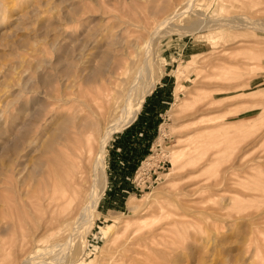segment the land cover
Instances as JSON below:
<instances>
[{"label": "rangeland", "instance_id": "obj_1", "mask_svg": "<svg viewBox=\"0 0 264 264\" xmlns=\"http://www.w3.org/2000/svg\"><path fill=\"white\" fill-rule=\"evenodd\" d=\"M165 8L167 13L179 9L180 25L200 17L242 15L244 20L235 22L239 27L233 23L195 34L164 32L170 25L165 24L148 52L154 62L143 79L150 92L136 118L115 131L105 147L100 175L105 188L85 234L65 246L70 232L60 229L81 208L69 186L59 193L74 203L63 201L53 210L47 199L38 198L41 178L28 179L19 190L28 195L18 199L7 187L0 198V264H20L28 257L32 264H131L135 258L141 259L134 264H264V0H0V168L9 118H19L21 133H32L36 146L48 140L51 120L42 129L33 118L38 111L52 118L54 98L41 78L52 72L57 54L84 65L92 46L107 48L108 36L125 45L138 41L141 49L130 46L132 69L117 89L126 96L150 34L157 31L156 16L164 18ZM99 59H93L94 66ZM70 87L64 93L71 101L62 102L54 118H92L86 101L95 108L102 104L94 102L99 86L71 82ZM78 137L66 150L58 145L68 150L69 160L74 156L71 162L86 146L85 133ZM51 153L36 151L33 157ZM83 165L89 189L96 173L91 164ZM144 233L150 239L139 248L133 244L138 252L128 253L129 258L137 254L132 261L116 250L125 240L133 247ZM53 254L72 261H55Z\"/></svg>", "mask_w": 264, "mask_h": 264}, {"label": "bare ground", "instance_id": "obj_2", "mask_svg": "<svg viewBox=\"0 0 264 264\" xmlns=\"http://www.w3.org/2000/svg\"><path fill=\"white\" fill-rule=\"evenodd\" d=\"M160 2H162V1H160ZM169 2H171V1H169ZM189 3L192 4V2H189ZM38 6H39V4H38ZM188 8H190V5ZM167 9L168 8L163 9L165 11V13L163 14V15H165L164 18L162 17V19H160L158 21L159 18L157 19V16H156V20L158 22L157 31H156V33L150 34V36L152 35L151 42L147 41V45H146L147 49L146 50L144 49L145 51H143V52H145V54H144L145 57L143 58L144 61H141L140 63H138L139 68H137L138 69L137 70L138 72L136 71L137 74H135L133 78H132L133 75L131 76L132 81H131V84L129 83L130 86L128 85L129 87L126 89L127 92H126V96H123V97H125L124 99L122 96H120L118 94L117 89H120V86L124 82V78H125V80L127 79L126 77L129 74L128 72L132 69V66H131L132 62L131 61H133V60L131 58L132 52L130 51V46L131 45H133L135 47L138 46L137 48L141 49L142 44H140L138 41L132 42V44H131V42H129V40H128L129 43H127L125 45L123 43L124 41L123 42H121V41L117 42L118 40H116V38L108 36L109 38H111V41L110 40L107 41V44H106L107 48L101 51V50H99V46H96V47L92 46L90 51L87 54L89 56L88 61L84 65L83 64L80 65L82 61L78 65L76 63V61L74 60V58H72V57L71 58H69V57L63 58L61 55L57 54L55 60L52 63V66L50 68V69H52V72L47 77L41 78V81L46 86H48V88L49 87L51 88V91H50L51 94L49 95L50 98L51 97L54 98V106L49 110V113H51L50 115L52 118H46L48 116L43 117V115H41L40 111H38L34 114L35 118H33V120L38 122V124H39L38 126L40 128H42V126L44 125V122L48 121L49 119L51 120L50 123L52 124L53 130L49 129L51 131V134H50L47 141H43L42 143H40L39 145L36 146L35 145V142H37L36 137L32 136V133H30V134L28 133L27 136H24L25 134L23 135L21 133V130L23 128L20 127L19 124L17 123L19 118H9L7 123H6L7 127H6L4 134L2 135V139H3L2 147H3V150L5 151V153H4L5 157H3V159H5V160L3 161L2 166L0 168V190L2 189L0 191V196H1L0 198H5V197H3V195H4L3 193L7 187H10V189L13 190V193L15 192L16 195H14V196H16L18 199L22 198V196L24 197L25 194L21 193V195H20V191H19L22 184H25V183L27 184L26 181L28 179L36 180L35 178L39 177V179L41 178V180H40L41 185L39 184L38 186L39 187L41 186V187H40V190L38 189V195H39L38 198L43 199V200L47 199V201H49V204L52 206V209L54 210L57 207V205H59V204L61 205V202H63V201H65V202L67 201L70 204L74 203L72 197L69 198V200H64V199H62L61 194L59 193L62 190V187L64 185L69 186L68 187L69 194L74 192V197L78 198V200H79L78 205L81 204V208L77 212L75 218H73L72 221H70L68 224H66L65 227L60 229V230H65V231L70 232V236L68 238V241L65 242L66 247H70V246H72V243H76L75 241H72V240H75V235L77 237L78 234L81 235L82 231L84 232L87 220L90 219L91 215L95 214V212H96L95 206L97 205L98 199H100L101 193L105 188L104 183H102V178H100V175L102 174V172H104L105 159H106V157H105L106 155H105L104 150H105L106 145L108 144L110 137L113 135V133L115 131L122 129L129 122L133 121L136 118L137 114L139 113V111L142 107V104L144 102L146 94H148L150 92V89H149L150 86L147 85V82L144 81L143 77L148 75V72L150 70H152L154 61H153V59L149 60L147 58L149 56L148 52L150 50V46L153 45L152 43L156 41V39H155L156 35H158L159 32H161V29L163 28V26L165 24H167V26H168V24H170L168 26L169 28L167 27V29L164 26L166 30L162 29V31L165 30L164 32H169L171 34L172 33L195 34L196 32L201 31V30L218 29L219 27H221L223 25L233 24L235 22H237V23L243 22L242 20H244V18H242V15H241V17H237V18L231 17V18H228L226 20H223V19L219 20L218 19L219 21L218 20L215 21V20H213V18L212 19L209 18L210 19L209 21H207V19H206V21H205V20L201 19V17H200L198 19L196 18L197 20H195L194 22L190 21V22H188V24L180 25V24L176 23V21L179 20L178 19V16L180 15L179 9H175L172 13L171 12L167 13ZM153 11H155V10H153ZM86 12H85V14H86ZM156 12L158 13V10ZM156 12L155 13L153 12V14L156 15L157 14ZM159 12H160V10H159ZM81 13H83V12H81ZM195 14H197L198 17H199V15L202 16V14L204 16V13L200 14L199 12H195ZM81 16H82V14H81ZM145 18H147V17H145ZM73 19H75V18H73ZM255 20H257V19H255ZM143 21H145V20H143ZM261 22H263V21H261ZM153 23H154V21H153ZM237 23H235V24H237ZM146 24H147V22H146ZM141 25H142V23H141ZM238 25L239 24H237V27H239ZM241 26H243V25L241 24ZM231 27H233V26H231ZM252 28H254V25H252ZM146 29H147V27H146ZM255 29H256V27H255ZM160 34L162 35V33H160ZM164 34L166 35L167 33H164ZM108 35H109V33H108ZM106 36H107V34H106ZM106 36H105V38H106ZM57 40H58V38H57ZM116 45H117V48H116ZM119 47H121V48H119ZM66 55H68V54L66 53ZM142 55H143V53H142ZM23 56H22V58H23ZM82 56H83V54H82ZM97 57L100 58L99 59L100 64L99 65L96 64V66H94L93 65L94 63H92V62H93V59H95ZM151 57H153V56H151ZM146 58L148 59V61H145V60H147ZM49 60H51V59H49ZM145 79L148 80L147 77ZM71 82L74 83V85L79 84V83L80 84L81 83H87V84H93L94 86H99L98 87L99 91H98L97 95L94 94L96 96V99H97L96 101L94 100V102H96V104H97V102L98 103L101 102L102 104L100 105V103H99L100 106L98 105L99 107L95 108L96 105L94 106L93 103L91 104L90 101H86V102H89L91 104V105L89 104L88 108L87 107L86 108L91 113L92 118H90V117L87 118V116L81 117V116H78L76 114H70V115L68 114V115H63L60 118H54L57 115V112H59L58 108L61 106L60 104H62V102L68 103L69 101H71L69 99V96L66 95L67 93L66 94L64 93V91L70 87ZM148 84H149V82H148ZM39 85H41V83ZM126 85H124V86H126ZM42 86H44V85H41V87ZM121 89H122V87H121ZM95 96H93V97H95ZM41 98H43V97H41ZM72 98H73V96H72ZM91 100L93 101V98ZM55 105L58 107H56ZM71 107H72V105H71ZM59 110H60V108H59ZM106 121H108L107 124H106ZM3 125H4V123H3ZM40 133H42V132H40ZM46 133L48 134V132H46ZM83 133H85L84 138L86 139V146L84 145L85 146L84 151L80 155L77 153L78 155L75 157V159L77 161L75 160V161L71 162L70 160L74 156L72 155V157L69 160V156L67 155V153H65L68 150L65 152H62V151L69 148V145L73 146V144H71V143L78 136L82 135ZM81 138H83V136H81ZM79 140H80V138H79ZM83 141H85V140L83 139ZM82 142L80 140V143H82ZM78 144L79 143H77L76 146H78ZM58 145L62 146V148H64V149H62V151H61L60 147L58 148ZM74 147H73V149H74ZM98 147H99V149H98ZM82 148H83V146H82ZM75 149H78V147L77 148L75 147ZM97 149H98V151H97ZM36 151H40L42 153L43 152L44 153L45 152H50V153L52 152V153L50 154V156L48 155V157H38L37 156V158H35V157H33V153ZM78 151L80 152V150H78ZM75 152H76V150H75ZM30 163H31V165H30ZM84 163L91 164L92 167L94 168L95 173H96V178L93 179L89 189H86L84 187V184H83V181H85L87 179L85 176V172L82 169V168H84V165H83ZM25 171H28V173H26ZM24 172L27 175H26L25 179L20 180L19 178L22 176V174H24ZM48 174H49V176H52L53 182H50V178H49ZM55 177H57L58 180L57 179L54 180ZM26 184H25V187H27ZM49 186H51V187H50V190L48 191ZM22 192H24V191H22ZM27 192H26V195H28V193H29V192L28 193ZM147 196L150 197L151 194H148ZM44 201H46V200H44ZM37 205H40V204L37 203ZM23 206H24V204H23ZM26 207H28V206H26ZM41 207L42 206L40 205V208ZM21 210H22V208H21ZM83 228H84V230H83ZM85 232H86V230H85ZM85 232L83 233V235L85 234ZM149 237H150V234H148V233L147 234L144 233L143 235L141 234V236L137 237L134 240V243H132V245L134 244L135 246H137L143 242L147 243L148 240L150 239ZM33 239H35V238H33ZM127 241L128 240H125L123 243H121L119 245L118 248H116V250L118 249L120 252H122V254L124 252V254H123L124 256L123 255L122 256H123V258L125 257V259H126V257H127V259L129 258L127 256L128 253H132V251L138 252V249H136V248H135L136 250H132V248H134V245L132 247L131 242H133V241H130V244ZM148 246H149V244H148ZM58 247H61L59 245V243H58ZM137 247L139 248V246H137ZM50 248H53V246ZM46 249H47V247H46ZM62 250H63V247H62ZM51 251L52 250H50L49 252H51ZM58 251H59V249H58ZM66 252H68V251H66ZM66 252H65V254H66ZM159 252L165 253L166 251L165 252L159 251ZM56 253H60V252H56ZM135 253H133V254L135 256H137V254H135ZM133 254H130V256L132 255L134 258ZM30 255H31V253H30ZM56 256H57V258H56ZM56 256L54 257V258H56L55 261H65L64 256L63 257L61 255H56ZM132 256H131V258H132ZM66 258H67V256H66ZM131 258H129V259L131 260ZM120 259H122V258H120ZM139 259H141V258H138V260L135 258L136 263H139L138 262V261H140ZM70 260L71 259H68L66 261L69 262ZM31 261H32V259H30L28 257L23 262H21L20 264H32L33 261H32V263H30ZM135 261H133L132 263L134 264ZM124 262H126V261H124ZM120 263H122V260ZM126 263H128V262H126Z\"/></svg>", "mask_w": 264, "mask_h": 264}]
</instances>
